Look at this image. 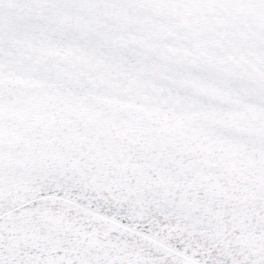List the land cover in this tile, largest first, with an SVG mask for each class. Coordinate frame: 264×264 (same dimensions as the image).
<instances>
[{"label": "snow or ice", "instance_id": "snow-or-ice-1", "mask_svg": "<svg viewBox=\"0 0 264 264\" xmlns=\"http://www.w3.org/2000/svg\"><path fill=\"white\" fill-rule=\"evenodd\" d=\"M0 264H264V0H0Z\"/></svg>", "mask_w": 264, "mask_h": 264}]
</instances>
